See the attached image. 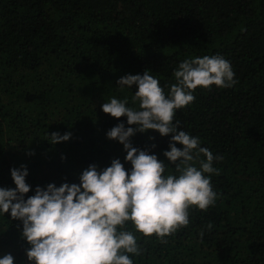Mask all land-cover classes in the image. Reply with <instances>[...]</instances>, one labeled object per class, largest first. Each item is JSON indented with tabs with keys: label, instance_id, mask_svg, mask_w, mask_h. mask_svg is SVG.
I'll return each mask as SVG.
<instances>
[{
	"label": "trees",
	"instance_id": "trees-1",
	"mask_svg": "<svg viewBox=\"0 0 264 264\" xmlns=\"http://www.w3.org/2000/svg\"><path fill=\"white\" fill-rule=\"evenodd\" d=\"M0 264H264V0H0Z\"/></svg>",
	"mask_w": 264,
	"mask_h": 264
}]
</instances>
